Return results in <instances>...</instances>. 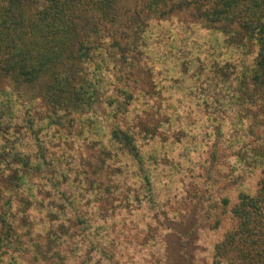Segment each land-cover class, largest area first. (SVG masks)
<instances>
[{
  "label": "trees",
  "instance_id": "16d2710c",
  "mask_svg": "<svg viewBox=\"0 0 264 264\" xmlns=\"http://www.w3.org/2000/svg\"><path fill=\"white\" fill-rule=\"evenodd\" d=\"M170 17L181 18L184 28L192 23L219 33L250 66L236 72L243 123L235 138L258 130L252 141L262 149L245 161L259 164L261 176L252 191L242 185L209 264H264V0H0V264H89L88 246L100 252L112 242L107 235L95 238L93 210L83 211L68 195L65 206L57 201L46 154L49 133L64 129L66 136L109 118L108 139L139 162L150 186L137 135L121 123L146 75L144 36ZM234 62L223 65L228 76ZM114 89L121 98H113ZM226 89L232 96L231 86ZM143 117L134 116L137 126L152 128Z\"/></svg>",
  "mask_w": 264,
  "mask_h": 264
},
{
  "label": "rangeland",
  "instance_id": "374dc122",
  "mask_svg": "<svg viewBox=\"0 0 264 264\" xmlns=\"http://www.w3.org/2000/svg\"><path fill=\"white\" fill-rule=\"evenodd\" d=\"M180 19L150 25L144 36L146 75L141 91L132 92L130 115L121 123L137 135L150 186L139 162L108 139L109 118L98 126L70 129L66 136L64 129L49 133L53 143L46 142V154L50 185L61 196L57 201L65 206L68 195L83 211L93 210L95 222L89 224L103 225L98 231L92 226L95 238L112 239L105 251L88 246L86 263L209 264L215 243L231 223L229 210L242 185L252 191L261 176L259 164L245 161L262 149L261 142L252 141L258 130L235 138L243 123L237 114L243 91L236 72L250 68L248 61L219 33L192 23L184 28ZM230 58L235 64L228 76L229 66L224 70L223 65ZM229 85L232 96L226 91ZM112 94L120 95L117 89ZM102 108L106 115L112 110ZM137 114L152 128L137 126ZM37 122L42 127L44 122ZM247 141L250 146L236 152ZM238 174L240 179L233 181Z\"/></svg>",
  "mask_w": 264,
  "mask_h": 264
}]
</instances>
